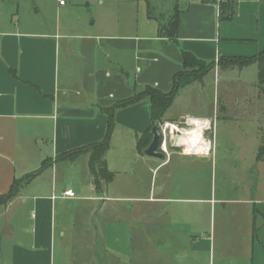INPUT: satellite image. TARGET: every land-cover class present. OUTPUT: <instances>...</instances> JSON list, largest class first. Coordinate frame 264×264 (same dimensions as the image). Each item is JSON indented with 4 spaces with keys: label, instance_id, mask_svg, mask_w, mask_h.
<instances>
[{
    "label": "crops",
    "instance_id": "obj_1",
    "mask_svg": "<svg viewBox=\"0 0 264 264\" xmlns=\"http://www.w3.org/2000/svg\"><path fill=\"white\" fill-rule=\"evenodd\" d=\"M58 8L59 12L67 8V1ZM176 11L177 43L160 35L159 24L151 31L145 23L133 30L102 32L77 23L76 31H70L58 19L22 27L5 20L0 9V194L9 191L14 179L50 162L8 204L0 205V264H56V245L67 252L68 236L80 238L77 252L87 253L82 264L98 247H107L109 253L123 247L132 251L143 236L147 247L154 220L153 229L164 245L157 247L158 253L173 246L165 239L171 227L173 244L213 258L214 239L195 233V208L181 206L199 202L217 208L218 199L195 196L196 159L202 157L181 150L171 151L169 158L154 157L137 149V137L152 124L148 98L115 111L104 179L99 174L97 181L92 172L90 152L57 159L105 137V108L147 85L170 91L175 74L184 70L182 50L208 62L264 50V0H238L237 12L229 20L220 19L217 0H192L187 9ZM189 85L181 86L164 120L197 116L190 114L189 106L175 107ZM134 174L147 179L141 191H134L141 185L133 181ZM67 188L76 196H64ZM244 201L248 208L255 204L258 224L264 219V201ZM23 207L18 224H11ZM248 215L241 224L253 248L250 264H264V223L257 225L254 237V209ZM226 250L220 249V264H227Z\"/></svg>",
    "mask_w": 264,
    "mask_h": 264
},
{
    "label": "rangeland",
    "instance_id": "obj_2",
    "mask_svg": "<svg viewBox=\"0 0 264 264\" xmlns=\"http://www.w3.org/2000/svg\"><path fill=\"white\" fill-rule=\"evenodd\" d=\"M66 1L67 8L60 12L59 0H0V9L5 20L20 23L22 27L45 21L54 23L59 19L62 24L69 25L70 31H76L77 23L84 29L102 32L133 30L138 24L146 23L151 31L157 24L169 21L176 7L187 9L192 0ZM204 69L206 66L189 68L187 71L201 77ZM258 73L257 63L243 68L222 69L217 66L202 77L201 82H190L192 85L183 89L175 105L183 108L189 106L191 115H205L214 122L212 133L207 134L213 143L212 152L209 156H197L202 158L196 159L198 179L195 196L218 199L217 208L213 210L206 203L199 202L181 205L195 208V233L202 237L210 235L214 239L216 253L213 258L210 259L206 253L185 252L182 243L173 244L175 238L171 227H167L169 236L165 239L173 246L165 247L162 254L158 253L157 247L164 245L153 229L156 224L154 220L150 222L147 247L144 236L139 237L142 245L138 242L132 251L130 247H123L120 252L109 253L107 247H98L90 254L86 264H220L221 248L227 249L224 257L228 260L223 262L251 263L253 248L248 234L244 235L241 223L246 212L250 218L255 205L252 203L248 208L245 199L264 201V94L258 82ZM179 150L181 148L172 149L175 152ZM259 154L261 159H258ZM202 160L203 164L200 163ZM133 181L141 184L134 191H141V186L147 183L145 176L138 177L136 174ZM28 190L27 186L25 192ZM23 210L24 207L17 222L12 221L11 224H18ZM5 219L6 215L2 217L3 221ZM258 221L263 225L264 219ZM132 225H136V220ZM67 243V252H61V245H56V264L66 260L67 264L68 261L70 264H82L87 253L77 252L82 245L80 238L68 236ZM257 243L260 244L258 240Z\"/></svg>",
    "mask_w": 264,
    "mask_h": 264
},
{
    "label": "trees",
    "instance_id": "obj_3",
    "mask_svg": "<svg viewBox=\"0 0 264 264\" xmlns=\"http://www.w3.org/2000/svg\"><path fill=\"white\" fill-rule=\"evenodd\" d=\"M237 9L238 0H222L220 2V19H231L237 12ZM159 33L160 35H164L176 43L178 42V11H176L166 23H159ZM182 55L184 60V70L175 74L173 87L170 91L165 92L154 86L147 85L142 91L136 92L131 97L118 101L111 107L105 108L104 111L108 115V127L105 137L99 142L90 143L80 148L63 152L57 156V159L61 160L66 158H74L83 152H90V168L95 174L97 181H99L98 168L105 167L106 165L105 156L111 145L112 132L115 125L114 114L118 108L134 104L144 98H148L151 101L152 124L145 132L137 137V149L140 152H144L152 141V128L154 126L158 127L159 123L164 120L165 113L173 105L181 86L189 84L192 81L201 80L202 77H204L217 65L222 69H229L235 67L243 68L257 63L259 67L258 82L261 86V91L264 94V50L254 56L221 57L219 58L218 62L205 61L198 58L193 52L187 50H182ZM201 66H206V69L201 71V77L200 74L187 71L189 68H199ZM258 159H261L260 154L258 155ZM49 163L50 162H47L46 160L43 162L42 167L39 170L29 173L22 178L14 179L9 191L0 194V205L8 204L19 193L20 189L33 180L36 176H38L49 165ZM258 213V209L254 208V237H256L258 230L256 223Z\"/></svg>",
    "mask_w": 264,
    "mask_h": 264
},
{
    "label": "built area",
    "instance_id": "obj_4",
    "mask_svg": "<svg viewBox=\"0 0 264 264\" xmlns=\"http://www.w3.org/2000/svg\"><path fill=\"white\" fill-rule=\"evenodd\" d=\"M222 0H217L221 2ZM60 4H65L66 0H59ZM197 126H201V134L199 137L192 139L191 146L188 149V144L184 143L181 139L183 136L190 134ZM214 122L210 117L206 116H185L179 120H163L158 125V133L160 135V143L158 150L164 156L170 157L173 148H181L183 153L191 156H209L212 152V140L208 137V133L213 131ZM197 144L206 146L209 144L208 149L199 151ZM63 195L66 197H75L76 192L72 188L64 190Z\"/></svg>",
    "mask_w": 264,
    "mask_h": 264
},
{
    "label": "water",
    "instance_id": "obj_5",
    "mask_svg": "<svg viewBox=\"0 0 264 264\" xmlns=\"http://www.w3.org/2000/svg\"><path fill=\"white\" fill-rule=\"evenodd\" d=\"M152 133H153L152 141L150 142L149 146L145 149V153L149 156L162 157L163 153L158 150L159 143H160V135L158 133V127L157 126H154L152 128ZM98 172H99L100 177L102 179H104L106 177V168L105 167H100L98 169Z\"/></svg>",
    "mask_w": 264,
    "mask_h": 264
},
{
    "label": "bare ground",
    "instance_id": "obj_6",
    "mask_svg": "<svg viewBox=\"0 0 264 264\" xmlns=\"http://www.w3.org/2000/svg\"><path fill=\"white\" fill-rule=\"evenodd\" d=\"M201 134V126H197L193 131H190V134L187 136H183L182 137V141L186 144H188V149L191 146V142L192 139L199 137V135ZM203 149H208L209 148V144H207L206 146H203L201 144H197V149L199 151H201Z\"/></svg>",
    "mask_w": 264,
    "mask_h": 264
}]
</instances>
